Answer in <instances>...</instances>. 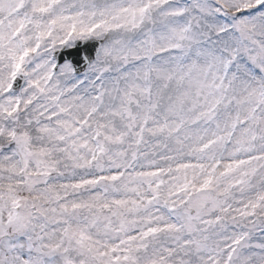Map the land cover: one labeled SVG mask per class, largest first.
I'll use <instances>...</instances> for the list:
<instances>
[{
    "label": "snow or ice",
    "instance_id": "obj_1",
    "mask_svg": "<svg viewBox=\"0 0 264 264\" xmlns=\"http://www.w3.org/2000/svg\"><path fill=\"white\" fill-rule=\"evenodd\" d=\"M0 264H264V0H0Z\"/></svg>",
    "mask_w": 264,
    "mask_h": 264
}]
</instances>
